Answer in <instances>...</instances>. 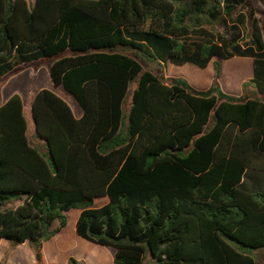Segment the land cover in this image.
<instances>
[{
    "label": "trees",
    "instance_id": "trees-1",
    "mask_svg": "<svg viewBox=\"0 0 264 264\" xmlns=\"http://www.w3.org/2000/svg\"><path fill=\"white\" fill-rule=\"evenodd\" d=\"M241 6L247 45L243 13L233 38L205 28ZM263 27L250 0H0V78L54 60L51 82L84 111L43 89L31 132L19 94L0 106V243H29L47 264L45 243L77 209L76 234L114 248L113 264H264V193L241 188L264 172L252 164L264 158ZM236 57L253 60L239 97L222 90L220 62L208 90L156 71ZM240 74L230 64V86Z\"/></svg>",
    "mask_w": 264,
    "mask_h": 264
},
{
    "label": "rangeland",
    "instance_id": "rangeland-1",
    "mask_svg": "<svg viewBox=\"0 0 264 264\" xmlns=\"http://www.w3.org/2000/svg\"><path fill=\"white\" fill-rule=\"evenodd\" d=\"M28 2L30 3V5H33L34 0H28ZM250 2L252 5V8H253V11L255 13V16L261 20V24L264 26V0H250ZM250 11H251L250 7L249 8H243L241 6L236 10V12L232 15V17L222 16V18L219 19L218 21H216L210 25L209 24L205 25V28L208 29V31L212 32L216 36L224 35L228 38H231V37L233 38L234 36H236V33H235V30L230 29V26H233L235 24L234 19H236L238 17L239 13H243L246 16V20H245L244 24H240L241 38L239 40V43L241 45H247V43H249L250 35H251V23L248 19ZM263 36H264V27H263ZM239 59L240 58L236 57V58H233L232 60H230L228 62H225V61H222V60L215 58L211 64V68L208 70L207 74L212 76V72H213L214 77H215V63L220 62L222 64V67H224L223 68V77H224V79H226L227 78V70L230 67V64L236 65V63L239 61ZM53 61L54 60L47 59L45 61L34 62L32 64L27 65L25 68H23L22 70H20L19 72L15 73V74H11V75H8L6 77L0 78V102L2 101L3 92L6 94H9L10 92L18 91L19 93H22L24 95L25 100L28 97L35 95L38 90H40L42 88H47V87H52L59 94H64L65 92L63 91V89H61V88L57 89L56 87H54L53 83L51 82L49 69H50V66L52 65ZM246 61L248 63H253L252 59H247ZM173 66L178 71V74L182 73V71H181L182 67H178L175 65H173ZM185 67H187L185 69V74H189V75L191 74V76H192V73L190 71L191 68L192 67L198 68L196 65H194L192 63L186 65ZM160 70H161V72L164 73V75L167 72L165 67L160 68V69L156 67V71L159 72ZM199 70L200 71H206L207 69L206 70L199 69ZM168 73H169V71H168ZM176 74H177V72H176ZM202 75L204 77L206 76V74H203V73H202ZM165 77H166V75H165ZM171 77H173V76H169L168 78H171ZM195 77L196 78H194V80H196V82L203 84L202 82L204 80H200V81L197 80L198 77L201 79L203 78L200 76V74L199 75L195 74ZM251 77L252 76L250 74L248 76H246V78H245V79H247L246 81H249L251 79ZM218 81H219L220 86L223 88L224 87L223 79L221 81V79L219 77ZM134 87H135L134 84H132L130 87V93H129V96H128L127 102H126V110L129 109L130 102H131V96H132V92L134 90ZM237 94L238 95H235V96H237V97L241 96L242 95L241 90ZM232 96H234V95H232ZM77 107H79V106H77V104H76L75 108H77ZM30 123L33 125L32 120ZM252 164H253V166H263L264 165V158L263 159L252 158ZM252 171H256V170L252 169ZM250 174H253V172ZM249 183H250L249 188H244L243 186H241V188L243 190L248 191V192L264 193V185H261L257 182H252V181L250 182V180L246 182V184H249ZM106 202H107V199L104 198L103 200H99V202L96 201L95 206L100 207L101 205H103ZM78 211L79 210L74 209L68 213V225H67V227L59 234V236L57 235V237L54 240H52L50 243H47V248L49 246V249H50L54 242L60 241V243H61V241H63L65 239L68 242L69 248H66L58 256L55 253H53V251H51L48 254L47 264H63L64 262H66L68 257H74L75 259L79 260L82 258L81 255H79V253L85 254L87 252L90 254V256L92 258H94V259L97 258L95 256V253L90 252L88 250V248L83 245V242H81V241H85V240H83L82 238H80L76 234V230L74 229V217L76 216ZM56 225H58V224H56ZM74 235H76L75 239L73 238ZM87 243H89L95 247H99L98 245L92 244L90 242H87ZM3 247L8 248V254L12 251V249H14V247L10 246L9 243L6 241H4ZM3 247H2V245L0 246V253L3 252V250H4ZM25 249H27L31 255H28L26 257L23 256L24 255V249H21L18 251V254H19L18 259L20 258L19 260L21 262H24V264H29V262L35 258L34 252L28 243L26 244ZM51 250H52V248H51ZM76 251H78L79 253ZM73 254L76 256H73ZM81 263L82 264H86V263L87 264H93V263H90L88 261H86V263L84 261H81ZM0 264H6V262H1ZM32 264H37V261L34 259ZM67 264H68V261H67Z\"/></svg>",
    "mask_w": 264,
    "mask_h": 264
},
{
    "label": "crops",
    "instance_id": "crops-1",
    "mask_svg": "<svg viewBox=\"0 0 264 264\" xmlns=\"http://www.w3.org/2000/svg\"><path fill=\"white\" fill-rule=\"evenodd\" d=\"M34 2H35V0H34ZM247 59H250V58H240L239 59V61L236 63V65H240L241 66V74H240V76L233 82V86H232V84H231V86H230V84L227 82V80L226 79H224V77H223V68L224 67H222V71H221V74H220V79H221V81H222V79H223V83H224V87L222 88V90L226 93V94H228V95H238L237 93H239V91L241 90V92H242V85H243V83L247 80V79H245L246 78V76H248L249 74L253 77V63H248L246 60ZM232 60V59H231ZM230 61V60H229ZM253 61V60H252ZM225 62H228V61H225ZM212 64V63H211ZM211 64H210V66L207 68V72H208V70L211 68ZM188 65V64H187ZM162 66L163 67H165L166 68V70H167V72H166V77L168 78L169 76H173V77H183V78H185V79H187L189 82H190V84L194 87V88H196V89H198V90H208L210 87H211V85H212V83H213V80H214V74H213V72H212V76L211 75H209V74H207V72H206V78L202 75V73H203V71H200V70H196L197 72H195L193 69H198V68H196V67H192L191 68V73H192V76H191V74L189 75V74H185V72H182V73H180V74H178V71L174 68V66H173V64H171V63H163L162 64ZM186 66V65H185ZM184 66V67H185ZM188 67V66H187ZM183 68V67H182ZM200 69V68H199ZM168 71H169V73H168ZM200 71V72H199ZM174 72V73H173ZM176 72H177V74H176ZM195 74H200V76L201 77H204L205 79H203L204 81L202 82L203 84H200V83H198V82H196V80H194V78H196L195 77ZM251 77V78H252ZM212 78V79H211ZM201 79V78H200ZM55 87V86H54ZM241 87V88H240ZM43 89H49V90H51V91H53L54 93H56L58 96H60L61 98H63L69 105H70V107L72 108V110H73V113H74V115H75V117L77 118V119H80V118H82V116H83V114H84V111H83V109H82V107L80 106V104L78 103V101L75 99V97L73 96V95H71V94H69L63 87H61V89H63V91L65 92L64 94H59L58 92H56L55 91V89L54 88H52V87H47V88H42V89H40V90H38L37 92H36V94L39 92V91H41V90H43ZM57 89H59V88H57ZM15 94H19L21 97H22V99H23V102H24V105H25V110H26V112H27V115H28V119L30 120V122H31V120L33 121V125L31 124L30 126H29V129H30V131L31 132H35L36 131V126H35V123H34V120H33V118H32V110H31V105H32V102H33V99L35 98V96H36V94L35 95H33V96H30V97H28L26 100L24 99V95L22 94V93H19L18 91H14V92H10L9 94H6V93H4L3 92V94H2V101L0 102V106H2V105H4L13 95H15ZM76 104H77V106H79V107H77V108H75V106H76ZM253 172V174H250V173H252ZM250 180V182L252 181V182H257V183H259V184H261V185H264L263 183H264V172H261V171H252V170H249L248 172H247V174L245 175V178H244V182H243V187L244 188H249V185H250V183L249 184H246V182L247 181H249ZM263 182V183H262ZM105 197H103V198H97L96 199V201L97 202H99V200H103ZM105 199H107V202H108V198H105ZM96 201H95V203H96ZM107 202L106 203H104L103 205H105V204H107ZM101 203V202H100ZM103 205H101V206H103ZM100 206V207H101ZM67 215H68V213H67ZM79 215H80V210L77 212V214H76V216L74 217V229H75V227H76V223H77V220H78V218H79ZM56 224H58V223H56ZM57 226V225H56ZM67 227V226H66ZM58 236H59V234H58ZM57 236H55L52 240H54L55 238H56ZM75 239V238H74ZM51 240V241H52ZM4 241H6V242H8L9 243V245L11 246V244H10V242H9V240L8 239H3L2 241H1V243H0V246L2 245V247H3V243H4ZM51 241H49V242H47V243H50ZM81 242H83V245L84 246H86L87 248H88V250L90 251V252H94L95 253V256L97 257L96 259H94V258H92L91 256H90V254L87 252V253H79L78 251H76V252H78L79 253V255H81V259H79L78 261H84L85 263H86V261H88V262H90V263H93V264H113V261H114V257H115V253H116V251H115V249L114 248H112V247H110V246H99V247H95V246H93V245H91V244H89V243H87L86 242V240L85 241H81ZM47 243H45V245H44V254H45V258H46V260L48 259V253L47 252H49L48 251V248H47ZM26 244L27 243H24V244H21V245H19V246H17V247H15L14 249H12V251L8 254V248L7 247H3L4 248V250H3V252L2 253H0V263L1 262H6V264H24V262H21L19 259H18V251L19 250H21V249H24V255L23 256H28V255H31L29 252H28V250L27 249H25V246H26ZM29 244V243H28ZM51 248H52V250H51ZM51 248L49 249L50 250V252L51 251H53V253H55L57 256L58 255H60L66 248H69V246H68V243H64L63 241H61V243H60V241H58V242H54L53 244H52V246H51ZM4 253V254H3ZM73 256H76V255H74L73 254ZM34 257H35V255H34ZM69 258L70 257H68L67 258V260H66V262H64L63 264H67V261L69 260ZM99 258V259H98ZM35 260H36V258H34ZM34 259H32V261H30L29 262V264H32L33 263V260ZM80 261V262H81ZM27 263V262H26ZM87 264V263H86Z\"/></svg>",
    "mask_w": 264,
    "mask_h": 264
}]
</instances>
